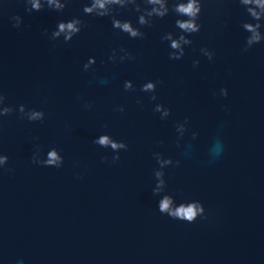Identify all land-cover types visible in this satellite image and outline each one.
I'll use <instances>...</instances> for the list:
<instances>
[{"label":"water","instance_id":"obj_1","mask_svg":"<svg viewBox=\"0 0 264 264\" xmlns=\"http://www.w3.org/2000/svg\"><path fill=\"white\" fill-rule=\"evenodd\" d=\"M82 9L73 0L63 13L29 14L22 0H6L0 10V91L9 104L46 112L43 122H29L17 111L0 125L11 169L0 170L3 264H264V44L242 52L245 10L234 0H207L193 46L183 60H170L160 37L179 32L175 13L143 29L145 39H132L111 18ZM14 14L24 17L21 29L12 27ZM72 16L86 24L73 41L44 35ZM121 18L135 23L136 14L125 10ZM121 45L137 59L108 60ZM202 46L215 50L214 62L200 55ZM89 56L97 62L85 72ZM126 79L135 92L124 91ZM146 79L163 81L157 102L172 109L167 120L139 91ZM118 105L125 112L114 111ZM185 117L187 130L176 129ZM102 131L129 144L114 164L111 150L93 143ZM217 137L225 150L210 160ZM36 144L62 149L64 167L33 164ZM153 152L181 160L165 170L169 191L201 200L207 220L189 224L158 212Z\"/></svg>","mask_w":264,"mask_h":264},{"label":"clouds","instance_id":"obj_2","mask_svg":"<svg viewBox=\"0 0 264 264\" xmlns=\"http://www.w3.org/2000/svg\"><path fill=\"white\" fill-rule=\"evenodd\" d=\"M25 10L31 14L39 12L45 8L52 11L63 13L73 0H22ZM83 5V14L86 16L109 17L111 18L112 28L117 32L127 34L132 39H145L147 33L145 28H152L157 20H164L171 13H175V27L179 32H164L160 39L166 41L170 48V60H183L187 49L192 47L194 41L192 35L198 34L203 28L201 23V15L203 13L207 0H80ZM223 3L224 0H219ZM238 2L249 19L242 21L243 30L248 33L246 42L242 48V52H248L258 44H264V0H234ZM6 6V0H0V10ZM134 12L136 14L135 23L131 19L121 18V14L125 11ZM13 28L21 29L24 26V17L20 14H14L9 17ZM225 26L228 21H224ZM86 27L85 21L81 16H72L70 19H61L56 26L49 31L47 28L43 30L44 35L52 41L62 40L65 44L73 41ZM201 56L206 57L208 61L214 62L215 50L202 46L199 49ZM137 57L123 45L119 48H112L108 57L112 63H124L135 61ZM96 57L89 56L88 60L83 64L85 72L94 70ZM201 60L194 58L192 67L199 68ZM163 84L162 80L146 79L140 86L139 91L147 94L148 98L154 102L153 111L160 114L161 120H167L172 115V109L162 102H157L159 97L157 93L158 86ZM123 89L125 92H135L136 85L130 79L123 81ZM215 94V93H214ZM219 95L223 97L229 96V89L222 87L219 89ZM7 96L0 91V125H2L5 117L18 111L21 119L29 122H43L46 119V112L36 107L29 108L26 104L12 105L7 103ZM144 97L137 96L136 103L143 106ZM84 108L91 109L92 103L85 102ZM227 108V105H225ZM114 111L123 113L125 107L123 105L115 106ZM186 125H189V118L177 121L176 129L186 131ZM105 129L107 125L103 126ZM195 138V134H194ZM39 139L38 137L36 138ZM93 143L104 149H110L111 163H116L121 159V152L129 150V144L122 139L115 138L110 132L102 131L94 138ZM162 143V141L160 142ZM224 141L216 138V149L210 154V160L218 159L224 152ZM159 167L154 169L155 185L152 188V194L156 198L157 210L159 213L166 215L172 220L186 223H195L198 220H207L208 213L204 203L199 199H177V196L169 191L168 181L166 179V169L169 167H180L181 160H173L171 157H165L161 152L152 153ZM108 162L109 157H103ZM31 161L33 164L44 167L63 168L65 157L62 149L57 146L50 147L45 152L42 145L36 144L32 153ZM9 164V156L0 151V170H6ZM11 170V169H7ZM79 175V174H78ZM82 179L83 177L80 176ZM0 264L3 259L0 258ZM16 264H25L24 260L18 259Z\"/></svg>","mask_w":264,"mask_h":264}]
</instances>
